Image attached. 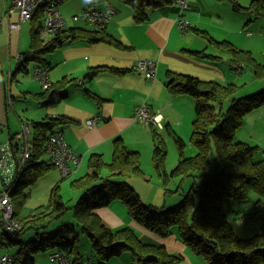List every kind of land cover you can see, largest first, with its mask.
<instances>
[{
	"label": "trees",
	"instance_id": "obj_1",
	"mask_svg": "<svg viewBox=\"0 0 264 264\" xmlns=\"http://www.w3.org/2000/svg\"><path fill=\"white\" fill-rule=\"evenodd\" d=\"M83 1L85 2L84 10H102L106 6L112 7L111 0ZM123 1L133 9L135 22L143 23L149 19L150 9L173 4L175 0ZM227 1L235 12H247L253 18L252 20L264 19V0H251L248 5H243L240 0ZM173 7L179 11L177 6ZM44 17V11L41 9L36 19L32 21L30 51L34 52V56L19 60L12 80L13 76L19 72H29V61L35 63L34 76L38 80L35 74L36 67L45 70L49 77L53 65L48 56L69 42L86 41L90 44L104 42L116 47H129L107 33L105 28L107 24H95V28H87L67 26V20L64 27L46 40L41 37ZM199 34L215 49L229 56L232 69L237 74H242L245 68H250L255 78L264 79V63L259 62L251 51L239 48L228 40L219 41L207 31L200 30ZM192 52L203 59L211 61L220 59L219 56L204 50ZM135 65L134 69L137 70ZM105 71L122 76L132 70L99 65L89 67L82 81L68 75L57 81H52L49 77V86L43 87L39 80L41 89L32 93V96L42 106L54 105L68 97L67 90L71 83L77 82L81 86L85 81L93 80ZM166 79L165 85L171 96L186 95L194 99L195 113L189 142L165 123H162L161 130H157L152 125L155 129L152 156L154 168L165 183L171 180L170 176L180 177L181 186L190 178H201L205 181L201 185L195 184L189 192L183 194L184 199L177 206L168 210L154 209L143 202L140 194L127 181V178L131 176L143 178L146 176L141 168L140 152L130 149L122 138H117L114 140L113 155L109 162L105 161L102 154L92 153L87 162L90 171L71 178L76 168L72 167L73 172L67 178L72 179L71 189L81 192L74 206L70 208L67 206L61 194V184L58 183L52 187L47 204L23 212L25 203L30 197V191L24 190L30 189V186L36 184L51 168L57 167L47 152L49 136L58 131L56 127L61 123L72 119H64L60 115L47 116L39 122L30 121L32 124L29 141L30 156L23 164V172L17 185H10L7 189L10 191L13 202L14 217L23 225L20 230L13 232L4 230L3 232V245L16 250L13 253L17 255V258L12 264H35L36 254L49 250H56L52 255L59 253L67 256L74 264H84L85 262H82L84 256L80 248L81 234L74 223L61 225L60 230L52 233V225L62 219L69 209H73L75 221L91 243L95 262L86 263L106 264L112 258L124 253H130L132 264H176L182 260L180 256L170 253L165 246L145 242L130 226L111 228L105 224L97 213V209L109 206L116 200H120L127 207L133 220L161 237H167L173 234L174 229H177L182 241L195 254L202 256L207 264H264V223L261 230L254 236L240 237L222 210L223 199L243 201L250 196L251 192L258 195V203L263 201L264 159L254 161L258 147L250 146L245 142H235L234 138L237 131L243 127L245 116L255 108L264 105V89L258 93L237 98L235 96L240 86L236 83L225 84L213 79L206 80L171 69L167 70ZM86 93L98 99L99 103L104 100L89 89ZM228 100L231 101L230 105L225 107V102ZM6 101L8 103V96ZM212 101L219 103V109L211 105ZM162 132L170 135L178 148V164L171 175L166 169L168 145L163 139ZM15 137V135L10 137L11 144ZM13 146L17 152L20 144ZM188 146L196 149L192 156L185 154ZM105 171L108 172L107 175H103ZM167 191L171 190L167 189ZM174 192L180 191L177 189ZM2 194L3 187L0 196ZM242 217L245 222L254 219L253 215L248 217V214ZM29 229L36 232L35 240L23 239Z\"/></svg>",
	"mask_w": 264,
	"mask_h": 264
},
{
	"label": "crops",
	"instance_id": "obj_2",
	"mask_svg": "<svg viewBox=\"0 0 264 264\" xmlns=\"http://www.w3.org/2000/svg\"><path fill=\"white\" fill-rule=\"evenodd\" d=\"M5 1L7 8L0 19V27L4 28V31H7L10 35V53L12 54L19 42L17 32L24 22L20 23L19 28L11 27L12 21H18L19 16L14 14L10 17L8 0ZM188 1L190 7L185 11L184 16L191 20L192 26L185 34L181 33L177 25L178 10L172 4L150 9L148 11L149 19L146 22L137 23L133 18V9L128 4L123 0H111L110 5L116 11V14L105 28L107 33L129 46L128 48L116 47L104 42L90 44L86 41H75L65 44L54 54L48 56L49 61L53 65L52 70L49 72V77L52 81H57L66 75L76 77L78 81H82L89 67L99 65L132 70L122 76L105 71L93 80L85 81L81 86L77 82L71 83L67 90L68 97L65 100L51 106L38 104L37 108L40 111L34 114L36 119H27L39 122L47 116L55 117L60 115L64 119H72L71 121H64L56 127L58 131L65 135L72 150L82 157L81 165L74 169V175L71 178L90 171L88 167H84V162L86 161L87 166V160L92 153H100L104 159L105 157L112 158L114 140L117 138H122L130 149L139 151L141 148H148L151 142L150 133L152 132L154 145V127L143 125L135 116L136 107L143 102L149 104L152 110L162 117V123L173 128L177 133L184 131L187 137L190 135L191 121L194 119L195 101L191 96L173 97L169 94L165 85L167 70L192 71L201 78L213 79L223 83H238L239 79L242 80V77H238L239 75L232 68L230 70L233 73H228L229 65L225 59L227 55L215 49L199 34V31L203 30L219 41L229 40L235 42L233 36L243 31L242 24L245 18L242 13L235 12L227 0ZM250 1L242 2L240 0L243 5H248ZM200 50L219 56L220 59L211 61L200 58L192 52ZM140 59H151L158 63V72L154 81L147 80L145 74L134 69L135 63ZM221 61L222 63L220 64ZM18 62L17 60L16 66ZM186 62L188 64H185ZM185 65H190L193 68H188ZM14 72L9 71V81L13 82L16 79L15 75L12 80ZM2 77L4 81L3 73ZM5 85L6 80L4 88ZM87 89L102 97L104 99L103 102L99 103L98 99L88 96L86 93ZM7 104L9 103L6 101V107ZM254 110L247 115L252 116V119L246 121L245 117L242 127L249 126L252 139H254L255 131H257L255 128L264 130V106ZM39 116L42 119H39ZM89 119H96V124L92 127L89 126L87 124ZM23 120L25 119H20L21 122ZM1 127L0 124V129L2 130ZM241 129L237 131L236 136ZM157 132L160 133V131ZM18 133H13L12 129L9 130L7 140L10 141V137L16 136ZM260 143L257 138V145H255L258 147L257 152L261 151ZM262 157H264V154ZM61 178L60 170L57 167L51 168L43 176L42 180L49 187L48 193L56 184L62 183L63 180ZM32 190L37 192L38 188L36 187ZM31 191L28 199L33 197V194H31L33 192ZM137 192L141 196L138 190ZM36 201L39 202L37 206L44 203L42 200L38 201L37 197ZM227 206L231 207V211H225ZM222 210L232 223L235 232L238 234V229L240 233L238 235H242L245 238L247 231L242 232V221L239 219L243 220L242 215L248 214V217L253 215L255 223L262 221L260 226L264 223V198L260 203L258 201L255 202V206L251 203L244 205L240 200L223 199ZM97 213L105 224L111 228L130 226L145 242L165 246L170 253L182 258L176 264H207L202 256L195 254L182 241L178 232L173 231V234L161 237L149 231L133 220L128 213L127 207L123 203L117 202V200L113 201L109 206L97 209ZM0 225L2 226L1 223ZM258 227V224L255 225V231ZM245 228L251 230L248 225ZM260 230L261 227L256 233ZM3 232L0 234V249L5 247L3 245ZM81 236L80 248L84 256L82 262H95L91 243ZM7 252L13 253L8 249L0 252V256ZM54 252L56 250L37 253L35 264H60L51 258ZM132 263L130 253H124L119 257L112 258L106 264Z\"/></svg>",
	"mask_w": 264,
	"mask_h": 264
},
{
	"label": "rangeland",
	"instance_id": "obj_3",
	"mask_svg": "<svg viewBox=\"0 0 264 264\" xmlns=\"http://www.w3.org/2000/svg\"><path fill=\"white\" fill-rule=\"evenodd\" d=\"M242 2H247V0H242ZM84 7H85V2L83 0L64 1V3L60 6L59 10L62 16L67 20V26H83L87 28H95V24L90 23L84 19L79 18L78 20H74L73 17L82 15ZM6 8H7L6 1L0 0V19L5 14ZM242 15L245 18V21L242 24L243 31L239 32L238 35L233 36L235 42L232 43L239 48L251 51L259 62L264 63V19L252 20L253 18L247 12H243ZM31 25L32 22H24L22 24V27L18 30L17 39L19 42L18 45L15 46L14 53H12L13 56L10 53V41H9L10 35L7 31H4V28L0 27V124L2 126L1 127L2 130L0 131L1 144L8 141L7 139L9 137L8 135L9 130L12 129L13 133L22 131V122L20 121L21 117L25 119V121H27L28 118L35 120L36 117L34 116V114L37 111H40L37 108L39 103L32 96V93L37 92L41 88L39 80L34 76L35 63L33 61H29L28 62L29 72L28 73L21 72L17 74L16 79H14L12 83L9 81L8 78L9 71L14 72L16 69L17 56L20 53H25L27 51H30ZM35 25H37V23H35ZM46 40H48V38ZM225 59L227 60V64L229 65L228 73L229 74L233 73L230 70V68H232V64L229 56H227V58ZM221 63L222 61L220 62V64ZM185 64L188 63L186 62ZM185 66L188 68H193L190 67V65H185ZM182 72L196 75L192 71H182ZM2 73L4 74V79L6 80L5 88H4ZM238 75H239L238 77L240 76L242 77V80L239 79L238 83L235 82L238 86H240L239 92L235 97L237 98L246 97L251 94L258 93L264 89V79L255 78L250 68H245L242 74H238ZM196 76L199 77V75ZM206 80H210V79H206ZM5 96H8V103H9L8 107H6ZM230 102L231 101L229 100L226 101L225 107H228L230 105ZM210 103L211 105L219 109L218 102L212 101ZM194 113H195V105H194ZM247 115L245 116L246 121L252 119V116H247ZM38 118L42 119L41 116H39ZM193 120L191 122H193ZM248 127L249 126H245V128H242L240 133L237 136L235 135L234 141L245 142L250 146H255L257 145L256 140L258 138V140H260L261 142L259 144L261 146V151H258L254 155L253 159L254 161L261 160L264 158L262 157L264 154L263 152L264 130H258L255 128V130L257 131H255L254 139H252ZM178 134L180 136H183L185 141L189 142L190 135L187 137V135L184 134V131H181V133L178 132ZM150 135H151V142L149 143L148 148H141V150H139L141 155V168L146 174V176L145 178L131 176L127 178V181L132 187L136 188L141 193L142 200L145 204L152 206L154 209L163 208L164 210H168L180 204V202H182L184 199L183 194L189 192L192 186H194L195 184L201 185L205 180L201 178L198 179L190 178L186 180L184 184L181 186L180 183L182 182L180 177L170 176L169 179L171 180L165 183L164 179L157 174L152 162V156L154 151L152 132L150 133ZM162 136L163 139L166 141V144L168 145L166 169L167 172L171 175L172 171L178 164V158H179L178 148L174 139L171 138L170 135H168L165 132H162ZM191 147L193 146L187 147L185 153L186 156H192V154L195 153L196 149L194 147L193 148ZM111 159H112L111 157H105V161L107 162H109ZM84 167L87 168L86 161L84 162ZM107 174L108 172L106 171L103 173V175H107ZM42 178L43 176L34 186H31L30 189L24 190L28 192L31 191L33 188L36 187L38 188L37 192H33L35 189L31 191L33 192L31 193L33 194V197L27 200L23 212H27L28 210L36 207L37 204H39V202L36 201V197L38 201L42 200V202H44L45 204L48 203L51 190L50 193H48L49 187L45 184ZM71 180L72 179L67 178L64 179L61 183L62 184L61 194L64 197V200L67 202V206L69 208L74 206L78 202V199L81 196V192H76L73 189H71V184H70ZM2 187L3 186L0 183V192L2 191ZM167 189L171 191L168 192ZM177 189H179L180 191L179 193L174 192V190ZM197 199H199V194H197ZM257 201H258V195L255 192H251L250 196L246 200L240 202L244 203V205L251 203L252 205L255 206V202ZM117 202L122 203L120 200H117ZM225 211L228 212L231 211V207L227 206ZM73 215H74L73 209L67 210L63 218L52 225L51 227L52 233H56L58 230H60L61 229L60 225L62 223L63 225L74 223L77 226L79 233L83 235L81 237H83V239H86L88 241L89 240L88 236L82 233L80 226L75 221ZM239 219L242 221V223L240 222L242 232L247 231L246 238H250L254 236L258 231V229L262 227L260 226L262 221H260V223H255L254 219H251L250 222H245L241 218ZM246 224L252 231L245 228V226H247ZM257 224L259 225V227L255 231V225ZM174 231L178 232L177 229H174ZM237 231L238 234H240L238 229ZM2 232H3V227L0 225V234H2ZM239 236L242 237V235ZM35 238H36V232L33 229H29L27 233L23 236V239H27L31 241L35 240ZM0 240H1V236H0ZM8 249L11 252L16 251L13 247L10 248L4 247L0 249V252L7 251Z\"/></svg>",
	"mask_w": 264,
	"mask_h": 264
},
{
	"label": "built area",
	"instance_id": "obj_4",
	"mask_svg": "<svg viewBox=\"0 0 264 264\" xmlns=\"http://www.w3.org/2000/svg\"><path fill=\"white\" fill-rule=\"evenodd\" d=\"M65 0H8V13L10 17L14 14L19 16L18 21H12L11 27L19 28L22 22H32L36 19L38 12L43 9L44 20L42 22L41 37L49 38L59 31L66 24V19L62 16L59 8ZM177 6L179 11L176 18L177 25L182 34L189 31L192 26L191 20L184 16L185 11L190 7L188 0H175L172 4ZM116 11L106 6L104 9H87L82 12L81 16H75V19H84L88 22L105 25L114 16ZM34 52L27 51L24 54H19L17 60L24 58H33ZM135 68L144 73L147 79L153 80L156 77L158 66L157 63L151 59L139 60ZM35 74L39 78L43 87L49 86V77L45 70L41 67L35 68ZM135 116L145 126H155L157 130L163 128L162 117L158 116L152 108L143 102L135 109ZM96 119H89L87 124L94 126ZM32 124L30 121L22 122V131L19 132L13 143L7 141L0 144V181L3 185V194L0 196V223L3 230L13 232L22 229L23 225L14 217V206L11 199L8 187L14 184L17 185L23 172V164L30 156V138H31ZM20 144L17 152L14 150V144ZM48 154L52 157V161L60 170L62 178H67L72 172V167H79L82 157L73 151L69 142L62 132L56 131L49 136L48 140ZM74 164V165H73ZM17 258L15 253L7 252L0 256V264H12ZM53 260L60 264H74L72 259L67 256H62L57 253L52 255ZM93 264V263H84ZM101 264V263H95Z\"/></svg>",
	"mask_w": 264,
	"mask_h": 264
}]
</instances>
